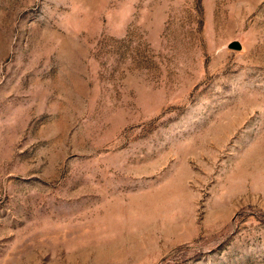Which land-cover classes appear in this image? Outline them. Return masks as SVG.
Segmentation results:
<instances>
[{
  "label": "rangeland",
  "instance_id": "rangeland-1",
  "mask_svg": "<svg viewBox=\"0 0 264 264\" xmlns=\"http://www.w3.org/2000/svg\"><path fill=\"white\" fill-rule=\"evenodd\" d=\"M0 264H264V0H0Z\"/></svg>",
  "mask_w": 264,
  "mask_h": 264
}]
</instances>
